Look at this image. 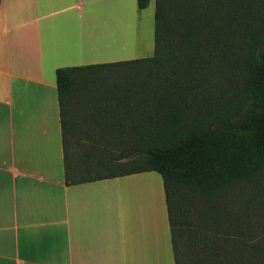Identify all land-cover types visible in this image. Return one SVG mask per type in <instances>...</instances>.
Returning <instances> with one entry per match:
<instances>
[{
  "label": "trees",
  "instance_id": "obj_1",
  "mask_svg": "<svg viewBox=\"0 0 264 264\" xmlns=\"http://www.w3.org/2000/svg\"><path fill=\"white\" fill-rule=\"evenodd\" d=\"M154 3L151 56L55 70L65 183L158 172L175 264H264L219 212L264 191V0Z\"/></svg>",
  "mask_w": 264,
  "mask_h": 264
},
{
  "label": "crops",
  "instance_id": "obj_2",
  "mask_svg": "<svg viewBox=\"0 0 264 264\" xmlns=\"http://www.w3.org/2000/svg\"><path fill=\"white\" fill-rule=\"evenodd\" d=\"M75 1L0 0V264H152L151 214H122L120 176L65 183L55 70L100 63Z\"/></svg>",
  "mask_w": 264,
  "mask_h": 264
},
{
  "label": "rangeland",
  "instance_id": "obj_3",
  "mask_svg": "<svg viewBox=\"0 0 264 264\" xmlns=\"http://www.w3.org/2000/svg\"><path fill=\"white\" fill-rule=\"evenodd\" d=\"M85 4L80 25L81 35L86 34L89 60L100 62L148 57L154 50V0L139 9L136 0H82ZM75 0H57V8L74 4ZM69 13H77L73 8ZM86 46V44H85ZM73 148H78L73 146ZM115 189L121 192V212L128 217L143 210L151 214L153 238L152 264L162 252L163 264H174L170 230L163 190L158 172L145 171L120 176ZM230 199L224 200L219 209L227 225L223 230L232 231L241 238L264 236V191L260 185H249L234 190ZM250 225L248 230L244 227ZM240 227V228H239ZM239 230L236 232V230ZM245 232V234L243 233ZM161 247V248H160Z\"/></svg>",
  "mask_w": 264,
  "mask_h": 264
}]
</instances>
